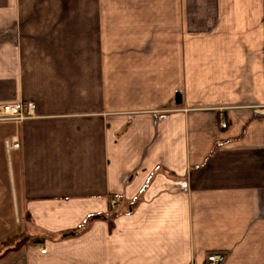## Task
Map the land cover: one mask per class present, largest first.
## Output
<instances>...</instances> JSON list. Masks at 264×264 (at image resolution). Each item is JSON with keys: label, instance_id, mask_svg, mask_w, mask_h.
Returning a JSON list of instances; mask_svg holds the SVG:
<instances>
[{"label": "crops", "instance_id": "crops-1", "mask_svg": "<svg viewBox=\"0 0 264 264\" xmlns=\"http://www.w3.org/2000/svg\"><path fill=\"white\" fill-rule=\"evenodd\" d=\"M5 100L0 264H264V0H0Z\"/></svg>", "mask_w": 264, "mask_h": 264}, {"label": "built area", "instance_id": "built-area-1", "mask_svg": "<svg viewBox=\"0 0 264 264\" xmlns=\"http://www.w3.org/2000/svg\"><path fill=\"white\" fill-rule=\"evenodd\" d=\"M34 103L29 101H8L5 100V102H0V123H6L8 122H15V121H21L23 119L30 118L34 116ZM252 114L263 116L264 117V104H261V106H255L252 108ZM220 127L224 128L225 124L224 122L220 123ZM3 145L2 148L4 149L5 153H9V151L12 149V147H16L18 142L16 139L13 138V136L7 135L3 139ZM119 195L113 196L109 201L108 204L111 207H114L116 200L118 199ZM45 248H42L40 252H44ZM224 258L223 252H210L206 255V262L208 264H220L221 261Z\"/></svg>", "mask_w": 264, "mask_h": 264}, {"label": "rangeland", "instance_id": "rangeland-1", "mask_svg": "<svg viewBox=\"0 0 264 264\" xmlns=\"http://www.w3.org/2000/svg\"><path fill=\"white\" fill-rule=\"evenodd\" d=\"M4 124L0 123V128ZM0 145H1V138H0ZM6 153L0 147V232H4L10 230V226L14 229L15 226H18L13 218L15 217L13 209L11 208L12 205V197H10V186L9 179V162L7 161ZM17 228V227H16Z\"/></svg>", "mask_w": 264, "mask_h": 264}, {"label": "trees", "instance_id": "trees-1", "mask_svg": "<svg viewBox=\"0 0 264 264\" xmlns=\"http://www.w3.org/2000/svg\"><path fill=\"white\" fill-rule=\"evenodd\" d=\"M15 236V235H14ZM13 237V234L12 235H10V236H8V237H6L2 242H4V243H8V242H10V240H11V238ZM18 246V245H17ZM16 246V247H17Z\"/></svg>", "mask_w": 264, "mask_h": 264}]
</instances>
